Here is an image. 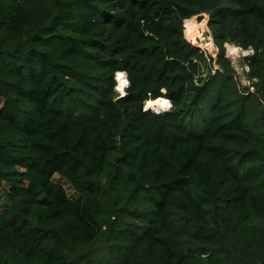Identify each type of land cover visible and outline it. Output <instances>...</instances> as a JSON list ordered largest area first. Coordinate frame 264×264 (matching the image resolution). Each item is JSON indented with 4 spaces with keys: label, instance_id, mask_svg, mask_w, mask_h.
Wrapping results in <instances>:
<instances>
[{
    "label": "trees",
    "instance_id": "obj_1",
    "mask_svg": "<svg viewBox=\"0 0 264 264\" xmlns=\"http://www.w3.org/2000/svg\"><path fill=\"white\" fill-rule=\"evenodd\" d=\"M0 264H264V0H0Z\"/></svg>",
    "mask_w": 264,
    "mask_h": 264
},
{
    "label": "rangeland",
    "instance_id": "obj_2",
    "mask_svg": "<svg viewBox=\"0 0 264 264\" xmlns=\"http://www.w3.org/2000/svg\"><path fill=\"white\" fill-rule=\"evenodd\" d=\"M190 19H192L193 21L198 23L197 27H196L197 31L194 34H191V32H189L187 30V24H188L187 21ZM185 30H186L185 31L186 37H188L190 39L192 44L199 46L208 55L211 54L214 57H217L218 47L215 44L213 35H212L210 27H209V15H206V14H203L201 16L197 15V16L186 19ZM233 46H235V45H233V44H227L226 45V56H228L230 58L231 64L234 67V69L236 70V77L240 81V86L241 87H249L250 90L252 92H254L255 90H254L253 83L248 80L247 76L245 77V72H244V67H246L245 64L247 63L246 57H247V55H249L251 53V50H243L240 47H236V50H234V52H233L231 50V47H233ZM248 64L250 66V63H248ZM217 67H220V66L217 65ZM115 89L118 91L117 87H115ZM145 107L150 108L154 111L157 110L158 112L169 110L168 107L165 109H159L158 107H154V108L149 107L148 103L145 104ZM57 179L60 181H64L62 177H58ZM83 214L88 219L87 210H83ZM88 220L90 221V219H88ZM260 222H261V220L257 216H255V215L252 216L251 223L258 225V224H260Z\"/></svg>",
    "mask_w": 264,
    "mask_h": 264
},
{
    "label": "bare ground",
    "instance_id": "obj_3",
    "mask_svg": "<svg viewBox=\"0 0 264 264\" xmlns=\"http://www.w3.org/2000/svg\"><path fill=\"white\" fill-rule=\"evenodd\" d=\"M231 50L234 52V50H236V46L231 47ZM121 78L119 79V89H123L124 86H126V84L128 83V79H126L124 76H120ZM126 81V83H125ZM166 102V103H165ZM170 101L168 100V98L165 97H159L157 99H151L148 100V106L149 107H158L159 109H165L168 107V103Z\"/></svg>",
    "mask_w": 264,
    "mask_h": 264
},
{
    "label": "clouds",
    "instance_id": "obj_4",
    "mask_svg": "<svg viewBox=\"0 0 264 264\" xmlns=\"http://www.w3.org/2000/svg\"><path fill=\"white\" fill-rule=\"evenodd\" d=\"M186 20V19H185ZM185 23V22H184ZM186 31V30H185ZM227 44H233V43H227ZM226 44V45H227ZM233 45H235V44H233ZM236 47H239V46H237V45H235ZM241 48V47H240ZM243 49V48H242ZM243 50H245V49H243ZM247 50H251V53L249 54V55H247V56H250V55H252L253 54V49H247ZM218 53V52H217ZM226 55V54H225ZM228 57V56H227ZM229 58V57H228ZM249 62H247L245 65H248L249 66V64H248ZM122 72H125V71H120V72H117V74H116V80H117V89H118V93L120 94V96H124L125 94H126V89H127V87L129 86V80H128V83L126 84V86H124L123 87V89H119V84H120V82H119V79L118 78H121L120 76H122L123 77V73ZM250 72V66H249V71L246 73V76L248 75V73ZM122 74V75H121ZM126 76H127V73H126ZM126 79H128V76L126 77ZM249 80V79H248ZM257 79L256 78H254V82L256 81ZM251 82V81H250ZM125 83H126V81H125ZM170 102L168 103V108L170 109L171 107H172V102H171V100L170 99H168ZM146 103H148V101H146ZM145 103V104H146ZM145 109H150V108H146L145 107ZM156 112H158L157 110H156ZM160 112V111H159Z\"/></svg>",
    "mask_w": 264,
    "mask_h": 264
},
{
    "label": "built area",
    "instance_id": "obj_5",
    "mask_svg": "<svg viewBox=\"0 0 264 264\" xmlns=\"http://www.w3.org/2000/svg\"><path fill=\"white\" fill-rule=\"evenodd\" d=\"M186 21V20H185ZM249 71V66L246 65V67H244V72H245V77H246V73ZM124 75V77L126 78V72H122Z\"/></svg>",
    "mask_w": 264,
    "mask_h": 264
},
{
    "label": "snow or ice",
    "instance_id": "obj_6",
    "mask_svg": "<svg viewBox=\"0 0 264 264\" xmlns=\"http://www.w3.org/2000/svg\"><path fill=\"white\" fill-rule=\"evenodd\" d=\"M122 75V74H121ZM166 103V102H165Z\"/></svg>",
    "mask_w": 264,
    "mask_h": 264
}]
</instances>
